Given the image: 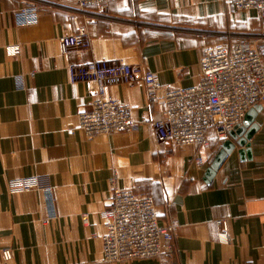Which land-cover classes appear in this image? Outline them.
I'll return each mask as SVG.
<instances>
[{"label":"crops","instance_id":"0c3cea01","mask_svg":"<svg viewBox=\"0 0 264 264\" xmlns=\"http://www.w3.org/2000/svg\"><path fill=\"white\" fill-rule=\"evenodd\" d=\"M231 1L119 0L80 12L66 0H0V264H264V102L250 153L237 146L209 179L225 141L213 136L206 148L158 142L152 122L162 115V93L147 101L139 78L109 87L130 105L137 127L89 139L78 113L89 109L96 86L72 83L69 74L71 65L122 62L156 73L164 89L195 86L204 47L263 34L260 17L235 11ZM27 3L40 11L29 24L17 17ZM79 31L91 47L63 55L59 39ZM25 178L53 188L55 219L39 193L11 192L10 182ZM112 181L152 197L161 223L175 221L172 254L104 261L100 214ZM218 220L228 222L227 242Z\"/></svg>","mask_w":264,"mask_h":264},{"label":"built area","instance_id":"2783aa9c","mask_svg":"<svg viewBox=\"0 0 264 264\" xmlns=\"http://www.w3.org/2000/svg\"><path fill=\"white\" fill-rule=\"evenodd\" d=\"M80 12L89 7L107 10L119 0H66ZM230 6L238 12L256 13L261 19L262 35H245L227 43L204 47L200 58V81L183 89H164L159 76L151 71L108 61H91L69 67L70 80L90 82L96 86L89 109L78 113V130L87 138L110 136L134 130L137 122L131 116V107L108 94V88L128 84L140 79L147 101L163 98L162 115L152 122L156 140L176 148L187 146L209 147L214 136L221 141L243 124L247 113L264 102V0H232ZM39 6L27 3L18 11L21 23L33 22ZM61 53L88 49L91 39L84 31L64 35L59 39ZM9 55L18 53L10 47ZM195 164L203 165L201 157ZM112 183L111 199L100 214L105 222L103 258L106 263L158 258L172 254L176 236V223L170 219L161 223L152 197L131 190L118 189ZM12 193L36 192L44 197L48 219H55L56 199L53 188L43 185L38 178H25L10 182ZM88 222V216L85 217ZM221 241L228 240V222H216ZM6 260L9 250L3 251Z\"/></svg>","mask_w":264,"mask_h":264},{"label":"water","instance_id":"95a60500","mask_svg":"<svg viewBox=\"0 0 264 264\" xmlns=\"http://www.w3.org/2000/svg\"><path fill=\"white\" fill-rule=\"evenodd\" d=\"M260 109V106L251 109L245 116L243 124L229 133V139L223 143L222 149L216 155L213 163L208 169L207 175L209 179L215 176L227 157L235 150L237 146L240 148H246L245 152L248 154L250 153L248 141L252 138L257 129L254 122ZM244 153L243 151L241 152L242 155Z\"/></svg>","mask_w":264,"mask_h":264}]
</instances>
